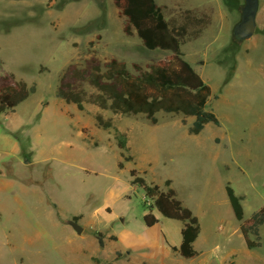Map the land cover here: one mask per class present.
<instances>
[{
  "label": "rangeland",
  "instance_id": "1",
  "mask_svg": "<svg viewBox=\"0 0 264 264\" xmlns=\"http://www.w3.org/2000/svg\"><path fill=\"white\" fill-rule=\"evenodd\" d=\"M156 1L169 19L187 8L212 16L182 46L218 96L209 105L221 124L199 134L187 135L194 117L182 113L160 111L153 123L92 103L81 111L57 96L67 66L93 54L124 60L135 72L133 63L145 67L171 53L127 35L113 0H0V75L37 84L15 112L0 113V264H264V224L261 245L248 248L225 188L230 182L243 196L244 218L264 205V29L248 39L234 35L246 0ZM96 113L115 126L99 127ZM116 129L126 133L128 149L119 147ZM216 133L229 134L232 144L216 145ZM132 169L148 181L172 179L199 218L196 257L171 248L147 255L144 245L161 241V233L179 244L184 222L154 212L160 222L145 224V191L131 183ZM74 216L80 233L68 222Z\"/></svg>",
  "mask_w": 264,
  "mask_h": 264
},
{
  "label": "trees",
  "instance_id": "2",
  "mask_svg": "<svg viewBox=\"0 0 264 264\" xmlns=\"http://www.w3.org/2000/svg\"><path fill=\"white\" fill-rule=\"evenodd\" d=\"M113 1L120 15L125 17L123 30L127 35L137 34L148 49L159 48L171 53L145 67L133 63L135 72L124 60L111 57L102 61L93 54L83 64L70 63L67 66L60 77L57 96L67 103L75 104L79 110H85V105L92 103L114 113H142L153 123L158 121L157 113L160 111L182 113L194 117L189 126L191 134L200 133L208 122L219 124L217 114L208 107V101L213 95L212 87L182 52V45L191 38H197L211 23V14L187 8L169 19L165 14L166 6L156 0ZM86 83L97 92L89 94L85 88ZM36 90V83L29 84L10 72L1 74L0 113L14 110ZM94 117L101 128L115 126L113 120L105 118L102 113H96ZM116 138L119 147L129 148L126 133L116 129ZM126 159H131V156ZM119 166L123 167V162ZM130 173L131 183L142 186L145 191V224L153 226L159 222L155 209L167 218L182 220L184 226L181 229V243L171 248L183 258L196 257L199 251L194 247V242L201 232L199 218L178 197L177 190L171 185L172 180L167 179L166 189H163L157 183H149L136 169ZM226 192L235 218L241 221L240 230L247 247L260 246L264 205L251 217L244 218L243 196L237 195L230 183L226 185ZM79 217L74 216L73 219L77 221Z\"/></svg>",
  "mask_w": 264,
  "mask_h": 264
},
{
  "label": "crops",
  "instance_id": "3",
  "mask_svg": "<svg viewBox=\"0 0 264 264\" xmlns=\"http://www.w3.org/2000/svg\"><path fill=\"white\" fill-rule=\"evenodd\" d=\"M204 11V10H203ZM260 14H261V4L259 3V1H258V9H257V14H256V23H257V26H256V30H255V33L257 32V29L258 28H260L261 30L262 29H264V26L261 24V18H260ZM212 22V21H211ZM254 33V34H255ZM253 34V35H254ZM252 35V36H253ZM259 35H261V34H259ZM251 36V37H252ZM183 46V45H182ZM190 62V61H189ZM191 63V62H190ZM192 64V63H191ZM193 65V64H192ZM194 66V65H193ZM37 91V90H36ZM212 91H213V89H212ZM214 92V91H213ZM215 93H213V95H214ZM212 95V96H213ZM29 98V97H28ZM27 98V99H28ZM211 98V97H210ZM218 98V96L217 97H214V99H217ZM21 104V103H20ZM17 107V106H16ZM16 107L14 108V110H11L12 112H15V109H16ZM208 107L209 108H211V109H213L212 107H210V105H209V101H208ZM85 108L87 109V107H86V105H85ZM85 109V110H86ZM81 111H84V110H81ZM213 111L216 113V111L213 109ZM4 113V112H3ZM217 114V113H216ZM217 116H218V114H217ZM218 118H219V116H218ZM208 123H210V122H208ZM207 123V124H208ZM211 123H213V122H211ZM206 124V125H207ZM215 124V123H214ZM221 124V121H220V119H219V124H215V125H220ZM206 125H205V127H206ZM189 126L190 125H188L187 126V135H193V134H191L190 132H189ZM205 127H204V129H205ZM86 127H83V130L85 129ZM87 129V128H86ZM203 129V130H204ZM202 130V131H203ZM201 131V132H202ZM200 132V133H201ZM199 134V133H198ZM195 135V134H194ZM218 135H220L221 136V138L223 139V142H222V140H219V138H217V136ZM229 137H230V140L232 141V138H231V136L228 134V135H226V134H215L214 135V138H213V140H214V142H215V144L216 145H218V146H220V147H224V148H226V146H224V143L225 142H228L229 144H232L231 143V141H229ZM228 147V146H227ZM230 147V146H229ZM131 156V159L133 158V156H132V154L130 155ZM137 170V169H136ZM138 171V170H137ZM139 173H140V171H138ZM162 178V177H161ZM159 179V178H153V180L152 181H148L147 180V178H146V180L149 182V183H157V184H159V185H161V183H164L165 184V181L167 180V179H171V178H166V179ZM172 180V179H171ZM228 183H230V182H227L226 183V185L228 184ZM172 186H173V182H172V184H171ZM231 185V184H230ZM162 186V185H161ZM232 186V185H231ZM174 187V186H173ZM225 188H226V186H225ZM53 206L55 207V209H57V205H56V203H54L53 204ZM154 212L155 213H157V215L160 217L162 214L160 213V212H158L156 209L154 210ZM163 216V215H162ZM70 220H73V218L72 219H70ZM69 223H70V221H68ZM77 222L81 225V221H79V219L77 220ZM159 222H160V220H159ZM158 222V223H159ZM157 223V224H158ZM157 224H155V225H153V226H156ZM181 226H183V225H179L178 226V230H180V228L182 229V227ZM149 227H152V226H149ZM83 229H85V228H83ZM96 232H100V231H96ZM180 232H181V230H180ZM102 233V232H101ZM100 237H102L103 238V234H101L100 236H99V238ZM160 238H161V241H155V242H150V243H146L144 246H147V247H149L150 249H148V252L149 253H147V255L148 256H150V257H155V256H157L159 253H163V251L165 250V252H167V249L169 250L170 248H171V246L172 245H174V246H179L180 245V243H181V241H180V243L179 244H172L171 243V241L166 237V235L164 234V233H161L160 234ZM30 240H32V239H34V240H37V241H39V239H40V236L38 235V236H36V237H30L29 238ZM181 240H182V236H181ZM146 247V248H147ZM172 249V248H171ZM42 252H41V250H39V252H37V254L36 255H40ZM146 255V256H147Z\"/></svg>",
  "mask_w": 264,
  "mask_h": 264
},
{
  "label": "water",
  "instance_id": "4",
  "mask_svg": "<svg viewBox=\"0 0 264 264\" xmlns=\"http://www.w3.org/2000/svg\"><path fill=\"white\" fill-rule=\"evenodd\" d=\"M258 9V0H246L243 7L241 20L235 25L234 35L240 39L250 38L256 30V14ZM70 224L80 233L83 227L76 221L70 220ZM102 238V237H100Z\"/></svg>",
  "mask_w": 264,
  "mask_h": 264
}]
</instances>
